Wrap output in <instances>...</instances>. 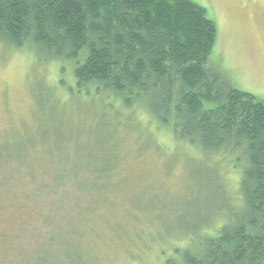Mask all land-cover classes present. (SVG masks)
Here are the masks:
<instances>
[{
	"label": "rangeland",
	"instance_id": "obj_1",
	"mask_svg": "<svg viewBox=\"0 0 264 264\" xmlns=\"http://www.w3.org/2000/svg\"><path fill=\"white\" fill-rule=\"evenodd\" d=\"M190 1L217 27L212 64L264 100V0ZM44 62L0 43V264H180L239 213V171L141 107L72 96L71 63ZM111 156L114 174L98 178Z\"/></svg>",
	"mask_w": 264,
	"mask_h": 264
},
{
	"label": "trees",
	"instance_id": "obj_2",
	"mask_svg": "<svg viewBox=\"0 0 264 264\" xmlns=\"http://www.w3.org/2000/svg\"><path fill=\"white\" fill-rule=\"evenodd\" d=\"M216 38L215 23L190 0H0V43L44 63L70 62L72 96L108 94L115 107H141L209 165L239 171V213L197 250L175 249L180 264H264V100L212 64ZM116 165L115 156L100 159L98 178Z\"/></svg>",
	"mask_w": 264,
	"mask_h": 264
}]
</instances>
